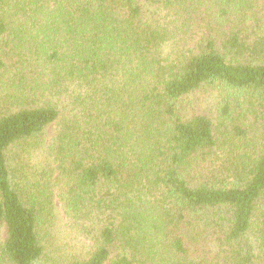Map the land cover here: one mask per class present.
<instances>
[{
	"label": "trees",
	"instance_id": "1",
	"mask_svg": "<svg viewBox=\"0 0 264 264\" xmlns=\"http://www.w3.org/2000/svg\"><path fill=\"white\" fill-rule=\"evenodd\" d=\"M0 227V264H264V0H0Z\"/></svg>",
	"mask_w": 264,
	"mask_h": 264
},
{
	"label": "rangeland",
	"instance_id": "2",
	"mask_svg": "<svg viewBox=\"0 0 264 264\" xmlns=\"http://www.w3.org/2000/svg\"><path fill=\"white\" fill-rule=\"evenodd\" d=\"M154 10H156L154 8ZM169 16V15H168ZM194 99L196 100H202L205 101L208 104V108L210 110H212L215 106V102H216V96L214 94V92L212 91H208V92H201L196 94L194 97ZM55 129H56V125L51 126L48 131H47V136L45 139H43V141L39 142L41 144V146L43 148H45V146L48 144V142L51 140V137L53 136V134L55 133ZM37 146V145H36ZM40 146V147H41ZM35 146L29 147L26 150V153L23 155V148H17L16 152L19 153L22 157L21 161L27 163L26 165H22L26 168V170H29V172L37 175V176H41L39 173H37L38 171L40 173H44V170L41 166L39 165V155H37V157H34L33 159L31 158V152L30 149H32ZM42 150H40V152L38 154H41ZM13 163H17L18 165H16L17 168H19V163L18 162H14ZM38 168V171L35 169ZM55 176L53 177V180H55ZM55 205H56V210L55 213L58 216V220L57 222V227L53 229V236L51 238V241H54V244L57 246V248H63V244L65 242H67V240H72L73 239H79L77 237H75L70 231H69V227H68V223L67 221L69 220L67 215H66V210L65 207L62 203V201L57 198L55 201ZM58 211V212H57ZM77 236H79V233H76ZM6 236V230L4 227H0V242L3 241V239ZM81 238V237H80ZM82 239V238H81ZM80 240V239H79Z\"/></svg>",
	"mask_w": 264,
	"mask_h": 264
}]
</instances>
